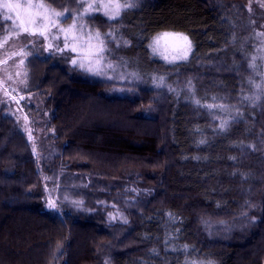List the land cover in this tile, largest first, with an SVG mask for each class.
Here are the masks:
<instances>
[{
    "label": "trees",
    "instance_id": "trees-1",
    "mask_svg": "<svg viewBox=\"0 0 264 264\" xmlns=\"http://www.w3.org/2000/svg\"><path fill=\"white\" fill-rule=\"evenodd\" d=\"M134 2L76 20L82 0H43L63 24L112 33L104 59L124 75L26 61L53 143L39 157L0 102V264H264V56L249 0ZM163 33L189 38L186 59L153 52ZM49 178L60 213L45 208Z\"/></svg>",
    "mask_w": 264,
    "mask_h": 264
},
{
    "label": "rangeland",
    "instance_id": "rangeland-1",
    "mask_svg": "<svg viewBox=\"0 0 264 264\" xmlns=\"http://www.w3.org/2000/svg\"><path fill=\"white\" fill-rule=\"evenodd\" d=\"M82 1L84 2V5L90 3L99 4L102 2H109V0ZM14 2H17V0H14ZM18 2L22 4L39 3L41 0H18ZM249 9L257 21H259L258 26L261 35L259 53L264 56V0H249ZM4 11V9L0 8V13H3ZM40 11H43V9H40ZM89 11H91V9ZM99 12L104 14V9H100ZM11 15L15 17V13H11ZM65 15L66 14L64 13V16L59 18L52 17V19H59L62 21L64 20ZM0 19L4 26L3 31L0 33V44L3 45L0 47V102L8 107L10 114L15 117L31 145L33 147L35 145V152L39 155V157H41L43 154L48 153L51 149L50 145L53 143V137L52 130L47 126L49 110L44 107L43 99L32 91V83L27 75L26 61L29 57L34 54H39L42 58L52 57L59 64H66L74 67L76 66L78 69L87 73L94 74L99 72V74L108 75L112 79L123 77L121 75H124V73L121 71V66L106 62L105 59L100 60L97 64V55L95 54L94 49L92 54H90L87 49L86 41L84 40L76 42V52L71 51L70 48L73 45L71 36L79 35V33L70 34L68 41L69 48H64L63 51L56 50V45L58 44L63 47L64 34L60 33L59 38L57 39L52 38L53 34L57 33L58 27L68 29L73 23L63 24V22H61L57 27L49 26V30L46 32V35H49V39L45 40L38 33L35 36L28 35L27 33H20L19 36H9L10 29L14 27L13 21L5 20L2 14H0ZM18 23L19 21H17V24ZM77 26L79 27L78 24ZM84 32L87 33L90 31L84 28ZM5 36H9L7 43H4ZM168 39H171V47H169L171 50L169 48H167V50L161 49L160 47H162V45L160 43L159 51L161 57L165 59L164 57L166 56L167 59L165 60L169 61L170 54L168 52L173 50H175V52H183V43L173 39L172 37H168ZM93 43H95V41ZM105 51L100 55L104 57ZM21 60H23V63H21ZM73 60L76 61L75 64H73ZM80 63H84L85 68H80ZM109 64H111L112 67H108ZM88 68H92V71H87ZM30 136L31 139L29 138ZM57 174L58 175L56 177L62 176L59 172H57ZM49 180H51L54 184L57 183V181H53L50 178ZM57 188L60 187L55 184L53 187L49 186L46 190L44 189L46 192L45 208L60 213L62 204L60 201H57L58 195L56 191L60 192ZM49 203H54L55 207H48ZM109 217L112 220L122 219L119 213H109Z\"/></svg>",
    "mask_w": 264,
    "mask_h": 264
},
{
    "label": "snow or ice",
    "instance_id": "snow-or-ice-1",
    "mask_svg": "<svg viewBox=\"0 0 264 264\" xmlns=\"http://www.w3.org/2000/svg\"><path fill=\"white\" fill-rule=\"evenodd\" d=\"M136 3L134 0H124V2H121V0H109L107 3H90L87 5H81L82 11H80L76 17V19L82 20L84 15L88 13V11L96 10L99 11L100 9H104V14L108 16L109 19H116L121 15V11L124 9L134 8L136 7ZM0 8L4 9L5 11L3 13H0L4 16L5 20H12L14 27L10 29L9 36L16 35L19 36L20 33H27L28 35L35 36L37 33L42 36L45 40L49 39V35H46V32L49 30V26L57 27L62 21L59 19H52V17H62L64 16L63 12H57L54 9H50L46 4L43 3V0L39 3H27L22 4L20 2H14V0H0ZM40 9H43V11H40ZM67 10H65L66 12ZM11 13H15V17L11 15ZM39 18V19H38ZM17 21L19 23L17 24ZM34 26V27H33ZM86 25H79L77 26V23L73 22L72 25L69 26L68 29L58 27L57 33L53 34L52 38L57 39L59 38V34H64V44L63 47L61 45H56V50L63 51L64 48H69V36L72 33H79V35H72L71 39L73 41V45L71 46L70 50L73 52L77 51L76 42L79 40L86 41L87 49L90 54H92L93 49L95 51V54L97 55L96 63L98 64L100 60L104 59L101 53H103L106 50V44L107 41L105 39V36H112V33H107L105 36H102L99 31L93 32H84V28ZM9 36H5L4 43H7V40ZM168 37H172L173 39L177 41L183 42V54L181 57H173V59L176 58H187L188 52L191 50V42L189 41V38L182 34V33H163L161 36H158L153 45H150L152 47L153 52L159 51L160 41L161 39H166ZM95 41V43H93ZM127 43V42H125ZM3 45L0 44V47ZM23 54V53H22ZM167 59V57H164ZM73 64L76 63L75 60L72 61ZM21 63H23V60H21ZM80 68H85L84 63H80ZM108 67H112L111 64L108 65ZM254 67V65H253ZM87 71H92V68H88ZM94 74H99V72H96ZM163 78H161L162 80ZM199 103V101H197ZM208 107H212V105H209ZM224 127V124L221 125V128ZM31 139V136L29 137ZM33 151H35V145L33 147ZM48 207L54 208V203H49Z\"/></svg>",
    "mask_w": 264,
    "mask_h": 264
}]
</instances>
